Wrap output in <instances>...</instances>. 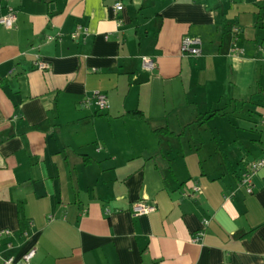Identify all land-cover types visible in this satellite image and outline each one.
I'll return each instance as SVG.
<instances>
[{
  "label": "crops",
  "instance_id": "crops-1",
  "mask_svg": "<svg viewBox=\"0 0 264 264\" xmlns=\"http://www.w3.org/2000/svg\"><path fill=\"white\" fill-rule=\"evenodd\" d=\"M9 4L17 20L0 24V230H11L2 255L34 245V264H264V167L251 193L239 186L264 157V0ZM185 35L201 39L200 54L182 51ZM113 122L141 139H109L99 126ZM137 200L156 210L135 215Z\"/></svg>",
  "mask_w": 264,
  "mask_h": 264
},
{
  "label": "built area",
  "instance_id": "built-area-1",
  "mask_svg": "<svg viewBox=\"0 0 264 264\" xmlns=\"http://www.w3.org/2000/svg\"><path fill=\"white\" fill-rule=\"evenodd\" d=\"M7 1V12L4 14H0V24L5 26L6 28H13L15 27L16 20H17V13L15 9L9 4L10 0ZM123 5L121 3L116 4V9H122ZM51 38V37H50ZM201 39L199 37H192L189 35H185L181 41V48L184 53L190 54H200L201 53ZM38 67H45L46 63L43 61H39L37 63ZM142 67L147 71H154L157 67V63L155 59L148 55L142 56ZM92 99L94 100L95 105L98 107L99 110H105L109 107L108 98L105 93L96 91L92 95ZM264 167V157L259 159H254L247 164L243 174L241 175L239 186L243 187L248 193L253 191L254 183L253 177L258 172L259 169ZM193 189L198 191L200 188L198 186H194ZM132 212L135 215H144L153 212L156 210V205L153 203H148L144 200H137L132 203ZM205 224L208 223V220L204 221ZM10 229H2L0 230V246H1V239L5 235H10ZM204 231H198L195 236L194 240L199 241L201 240ZM37 249L34 245H30L26 248L20 255H10V256H3L0 251V264H34L33 259L36 255Z\"/></svg>",
  "mask_w": 264,
  "mask_h": 264
},
{
  "label": "rangeland",
  "instance_id": "rangeland-1",
  "mask_svg": "<svg viewBox=\"0 0 264 264\" xmlns=\"http://www.w3.org/2000/svg\"><path fill=\"white\" fill-rule=\"evenodd\" d=\"M233 116H235V113ZM86 128H89L90 130H92V128H93L92 120L87 122ZM99 128L101 131H105L106 134H108L109 139H141V138L136 137V136H133V137H129L128 135L124 136V135H126V133H125V127L123 126V124H117V123L113 122V127H112V125L110 126V124L109 125L104 124L101 127L99 126ZM112 128L118 130V133H114V135H115L114 137L110 136V133L112 132Z\"/></svg>",
  "mask_w": 264,
  "mask_h": 264
},
{
  "label": "trees",
  "instance_id": "trees-1",
  "mask_svg": "<svg viewBox=\"0 0 264 264\" xmlns=\"http://www.w3.org/2000/svg\"><path fill=\"white\" fill-rule=\"evenodd\" d=\"M214 112H219V111H212L211 112V114H214ZM222 113H225V111H223ZM128 114L130 115V116H132V117H138V118H145V116H144V114L141 112V111H139V110H133V111H130V112H128Z\"/></svg>",
  "mask_w": 264,
  "mask_h": 264
}]
</instances>
